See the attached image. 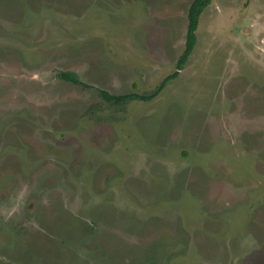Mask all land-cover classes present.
I'll use <instances>...</instances> for the list:
<instances>
[{"label": "rangeland", "instance_id": "1", "mask_svg": "<svg viewBox=\"0 0 264 264\" xmlns=\"http://www.w3.org/2000/svg\"><path fill=\"white\" fill-rule=\"evenodd\" d=\"M191 2L0 0V264H264V0L99 94L173 73Z\"/></svg>", "mask_w": 264, "mask_h": 264}, {"label": "trees", "instance_id": "2", "mask_svg": "<svg viewBox=\"0 0 264 264\" xmlns=\"http://www.w3.org/2000/svg\"><path fill=\"white\" fill-rule=\"evenodd\" d=\"M210 3L211 0H192L187 11V28L185 34L184 50L176 61V65H175L176 70L173 73L166 76L154 91H152L149 94H141V95L136 93H130L127 95H113L108 93L107 91L101 90L99 91L101 98L104 101L111 103L113 105H122L131 100L149 101L154 97H156L165 87L167 82L177 77L179 70H181L184 64L187 62L196 43V30L198 27L199 18L203 10L207 6H209ZM59 77L62 80L70 82L72 84L87 87V85L81 82L78 76L73 72H69V71L61 72L59 74Z\"/></svg>", "mask_w": 264, "mask_h": 264}]
</instances>
